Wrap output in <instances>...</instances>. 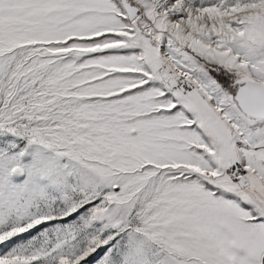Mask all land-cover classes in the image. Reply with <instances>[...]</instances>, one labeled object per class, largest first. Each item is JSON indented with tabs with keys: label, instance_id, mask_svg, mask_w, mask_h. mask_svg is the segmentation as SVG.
Returning a JSON list of instances; mask_svg holds the SVG:
<instances>
[{
	"label": "snow or ice",
	"instance_id": "6c2138e0",
	"mask_svg": "<svg viewBox=\"0 0 264 264\" xmlns=\"http://www.w3.org/2000/svg\"><path fill=\"white\" fill-rule=\"evenodd\" d=\"M0 264H264V0H0Z\"/></svg>",
	"mask_w": 264,
	"mask_h": 264
}]
</instances>
